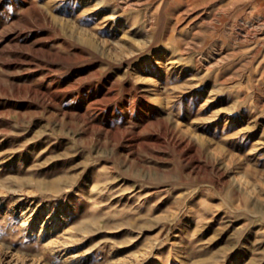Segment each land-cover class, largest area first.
Here are the masks:
<instances>
[{
    "label": "rangeland",
    "instance_id": "1",
    "mask_svg": "<svg viewBox=\"0 0 264 264\" xmlns=\"http://www.w3.org/2000/svg\"><path fill=\"white\" fill-rule=\"evenodd\" d=\"M0 264H264V0H0Z\"/></svg>",
    "mask_w": 264,
    "mask_h": 264
}]
</instances>
